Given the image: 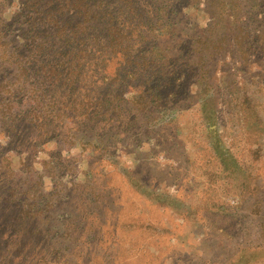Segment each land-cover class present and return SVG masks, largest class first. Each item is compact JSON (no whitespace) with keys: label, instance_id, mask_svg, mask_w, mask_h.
I'll return each mask as SVG.
<instances>
[{"label":"rangeland","instance_id":"rangeland-1","mask_svg":"<svg viewBox=\"0 0 264 264\" xmlns=\"http://www.w3.org/2000/svg\"><path fill=\"white\" fill-rule=\"evenodd\" d=\"M106 1L116 15L123 0ZM256 2V22L246 21L253 74L264 69L259 43L264 0ZM17 4L0 0V241L14 245L16 260L37 251L47 255L49 245L66 264L75 254L82 264H238L242 253L250 257L263 252L264 129L255 145L247 144L226 92L232 82L238 90L260 80L239 66L229 65L226 72L219 65L223 62L213 66L219 132L232 162L225 173L203 131L204 115L189 65L195 34L208 28L207 14L193 9L188 0H173L169 15L174 31L167 40L174 48L169 58L127 81L130 68L125 64V73H116V62L98 66L105 39L99 48L91 42L105 34L97 29L101 22L91 21L81 76L70 88L55 85L58 96L71 93L82 103L89 100L93 106L84 104L86 109L95 110L103 100H121L119 110L101 108L99 117L89 122L83 118L84 105L79 107L82 117L77 112L68 113V119L58 118L56 111L41 114L28 88L32 80L19 79L15 59L4 63L2 53L13 55L27 34ZM101 74L107 82H97ZM260 89L264 122V80ZM142 98L150 103L145 111L138 105ZM137 182L175 199L182 210L150 202ZM28 226L39 234L25 235ZM25 239L30 247L25 243L17 250ZM263 259L250 263L264 264Z\"/></svg>","mask_w":264,"mask_h":264},{"label":"trees","instance_id":"trees-1","mask_svg":"<svg viewBox=\"0 0 264 264\" xmlns=\"http://www.w3.org/2000/svg\"><path fill=\"white\" fill-rule=\"evenodd\" d=\"M188 2L193 9L197 8L205 12L209 19L207 30L202 35L194 36L192 59L189 65L195 74L199 108L204 115L203 131L206 139L210 141L213 154L219 159L221 170L226 173L229 168L228 163L232 162L230 158H227V151L223 149L221 142L218 106L215 100L219 91L212 84L211 77L213 66L219 61L223 62L219 65L225 67V72L228 66L232 65L242 68L245 75H249V72H251L250 75L253 74L254 66L248 58L246 21L252 19L256 22L254 9L257 7V2L256 0H188ZM17 3L16 7L20 11L27 34L22 37L21 45L13 55L5 56L3 52L2 57L6 60L4 63L8 65L12 60H16L19 79L23 82L32 80L33 83L28 88L36 95L37 106L43 111L41 114L46 111H56L58 114L54 112L55 116L68 119V113L77 112L78 117H82L79 107L82 108L84 104L93 106L89 100L86 103L80 102L72 97L71 93L59 96L55 94V87L59 86L57 84L70 88L81 76L82 60L87 54L83 50V43L85 40L90 41L87 32L93 28V26L89 27L91 21L99 22V24L101 22V27L98 25L97 29L102 28L105 34L104 37H98V40H95L93 36L91 42L99 48L105 39V47L99 49V55L103 54V57L98 66L104 69L112 62H116L115 65H118L116 73L121 70L125 73L123 69L125 64L130 68V71L125 73L126 81L135 80V74L138 75L142 68L146 71L150 67L166 62L169 52L174 48L168 46L172 44V41L167 40L174 31L169 15L170 10L173 9V0H123L116 15L109 10V2L106 0H17ZM97 9L104 13H96ZM67 16L76 19L66 21ZM77 18L82 20L77 22ZM263 27L264 23L259 27L262 32ZM84 35L88 38L85 39ZM259 39L264 56V33ZM229 60L230 63H227L226 61ZM256 65L262 66V62L256 61ZM116 73L115 81L118 80ZM253 77L259 78L260 81H251L250 84L242 85L238 90H235L232 86L234 82H232L226 91L229 92L228 105L236 112L235 118L241 122L244 140L251 145H255L254 141H257V137L264 129L261 117L263 108L258 100L262 98L260 83L264 80V69L260 71L258 68ZM107 81V77L103 74L97 78V82ZM80 88L82 89L83 86ZM43 96H49L50 99L46 102ZM120 103V99L111 103L103 100L97 103L95 110L86 109L84 105L83 118L85 121L93 122L96 116L99 117L101 114V108L116 106L119 110ZM138 105L145 111L150 103L145 98ZM232 167L236 173L238 169L235 164ZM127 177L131 176L127 175ZM246 183L248 182L243 183L244 188L248 186ZM138 185L140 188L137 187V189L147 194L150 202L161 207L182 210L181 204L175 199L167 195L160 196L137 182L136 186ZM234 185L237 186L235 181ZM255 188L256 186L252 187V189ZM96 207L99 209L98 206ZM27 215L33 218L28 212ZM23 232L25 235L26 233L39 234L37 230L29 226L23 229ZM25 243H28L30 247V240L25 239L23 242H18L16 249L22 251L26 247ZM8 244L0 241V264H20L21 261L25 262L21 264H66L64 258H61L57 251H53L50 245L48 249L51 250L47 255L37 251L36 256H30L27 259L19 256L20 261H17L16 254H11L14 245ZM246 254H241L238 264H251L250 262L258 258H264V251L250 257ZM71 260V264H82L81 258L76 254L75 257H71Z\"/></svg>","mask_w":264,"mask_h":264}]
</instances>
